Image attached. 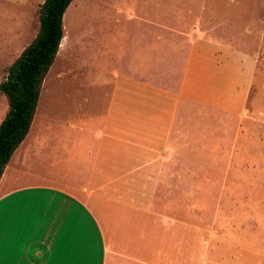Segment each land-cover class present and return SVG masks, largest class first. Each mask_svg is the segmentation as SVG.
Segmentation results:
<instances>
[{
  "label": "crops",
  "instance_id": "crops-1",
  "mask_svg": "<svg viewBox=\"0 0 264 264\" xmlns=\"http://www.w3.org/2000/svg\"><path fill=\"white\" fill-rule=\"evenodd\" d=\"M42 1L17 4L12 33L0 37L9 64L34 37ZM73 1L28 131L0 175V264H195L197 192L228 172L213 161L225 154L211 121L244 110L221 96L256 67L245 26L230 42L231 0H119L78 8L72 30ZM84 11L99 22L83 24ZM75 76V88L47 84ZM57 105L70 110L58 115Z\"/></svg>",
  "mask_w": 264,
  "mask_h": 264
},
{
  "label": "rangeland",
  "instance_id": "rangeland-1",
  "mask_svg": "<svg viewBox=\"0 0 264 264\" xmlns=\"http://www.w3.org/2000/svg\"><path fill=\"white\" fill-rule=\"evenodd\" d=\"M24 1L0 0V37L5 36L6 39L8 33H12L9 31H12L14 22L16 24L20 17L21 10L17 4H23ZM118 1L74 0L65 11L71 24L70 29L76 30L78 8L92 10L100 7L109 10V6L118 5ZM231 1L232 3L228 5L230 15L226 20L230 31L229 41L237 44L239 37L237 32L241 33L242 26H245V49L250 53H256L257 62L251 77L228 79L226 85L228 93L221 96L227 100L230 108L239 105L244 106V110L230 112L228 117L211 121L216 131V139L218 142L221 141L220 149L225 154L224 159H213V161L219 166L222 163L224 168L228 167V172L214 174L211 192L204 190L197 192L195 264H264V0ZM238 1L239 7L244 10L239 17L236 14ZM222 2L226 3L225 0ZM224 4L223 7L226 6ZM81 13H83L81 17L83 24L100 20L97 15L94 18L90 16L88 11ZM253 27L260 29V33H257L261 36L260 42L258 39L253 42ZM8 58L0 55V81L5 76V67L9 64ZM86 58L87 65L92 69L91 58ZM59 62L60 55L56 59V64L58 65ZM74 67V74L81 72L76 70V66ZM78 77L71 79L60 77L57 80L47 81V84L59 89L75 88L78 85ZM42 81L41 86L44 87L46 79ZM202 97H207V101L211 100V96ZM218 97L220 98L219 95ZM56 98L62 99V95L58 94ZM215 99L216 96H213L211 101L215 102ZM199 103L201 102H198V105ZM60 106L63 108H58V105L54 107L58 115L67 110L64 108L65 105ZM45 109L43 102L40 104V110L45 111ZM5 110L6 102L0 94V119ZM202 113L198 111V130L199 126L204 124ZM222 129L223 133H220Z\"/></svg>",
  "mask_w": 264,
  "mask_h": 264
},
{
  "label": "trees",
  "instance_id": "trees-1",
  "mask_svg": "<svg viewBox=\"0 0 264 264\" xmlns=\"http://www.w3.org/2000/svg\"><path fill=\"white\" fill-rule=\"evenodd\" d=\"M71 0H43L37 7L34 37L5 67L0 94L6 110L0 119V175L30 126L42 80L61 38V17Z\"/></svg>",
  "mask_w": 264,
  "mask_h": 264
}]
</instances>
